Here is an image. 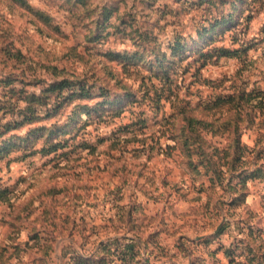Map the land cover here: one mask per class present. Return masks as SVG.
<instances>
[{
  "label": "rangeland",
  "instance_id": "rangeland-1",
  "mask_svg": "<svg viewBox=\"0 0 264 264\" xmlns=\"http://www.w3.org/2000/svg\"><path fill=\"white\" fill-rule=\"evenodd\" d=\"M253 88L264 0H0V264H264Z\"/></svg>",
  "mask_w": 264,
  "mask_h": 264
},
{
  "label": "trees",
  "instance_id": "trees-1",
  "mask_svg": "<svg viewBox=\"0 0 264 264\" xmlns=\"http://www.w3.org/2000/svg\"><path fill=\"white\" fill-rule=\"evenodd\" d=\"M170 77L167 76L165 73H153L152 75H147V76H142L141 80V85L146 88L147 90L149 89H154V91H157L156 97L154 98L155 102H159L162 93H164L168 87L170 89ZM156 80V81H154ZM103 81H108V80H103ZM150 85H153L154 87L152 88ZM91 85H96V82L91 84ZM89 85L85 80H83L80 77L76 78V81L73 82V84H69V79L67 77H62L61 79L59 78L51 84L50 88H48V92L43 94V96L40 99L41 104H46L50 99L56 98V100L63 98L65 99L67 96H72L75 95L76 93H80L82 95L85 91V88ZM168 85V86H167ZM100 88L102 92L109 93L108 91L110 90V87L106 82L104 84L100 85ZM68 95L66 96V94ZM84 95V94H83ZM229 100L231 101H237V99H247L248 103L251 104L252 100H257L259 105H261L264 102V89H251L249 91H246L245 89H238L233 91L231 95H229ZM242 101V100H241ZM240 103V102H238ZM59 106V105H58ZM251 109V108H249ZM255 111L253 110L251 116L255 118ZM2 193L0 192V199L2 197Z\"/></svg>",
  "mask_w": 264,
  "mask_h": 264
}]
</instances>
